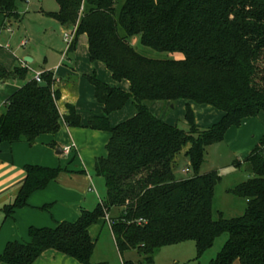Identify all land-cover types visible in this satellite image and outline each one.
<instances>
[{
	"label": "trees",
	"instance_id": "16d2710c",
	"mask_svg": "<svg viewBox=\"0 0 264 264\" xmlns=\"http://www.w3.org/2000/svg\"><path fill=\"white\" fill-rule=\"evenodd\" d=\"M19 0H0V14L10 23L22 19ZM51 13L73 28L67 53L87 35L92 62H102L117 82L110 85L96 74L88 75L95 97L105 114L87 122L74 104L62 114L61 92L52 71L42 81L28 80L30 68L7 69L0 78L25 83L6 100L0 115V140L33 144L44 134H56L61 121L71 127L108 131L107 156L95 159V171L105 180L106 193L94 209H82L75 221H56L54 227L31 226L28 241L13 240L0 254V264H33L54 249L81 264L93 261L96 241L90 227L101 219L110 222L123 264H155L163 247L194 241L198 264L222 234V249L210 264H264V137L245 160L252 174L229 189L247 201L242 215L218 218L213 213L218 171L200 173L207 147L225 139L233 126L264 113V0H56ZM140 36L143 45L179 53L175 58H153L130 43ZM133 99L136 113L117 124L110 115ZM186 101L189 129H180L157 117L148 107L153 100ZM211 105L223 112L208 127L196 120L193 104ZM184 151L193 174L179 178V155ZM235 166L241 161L235 160ZM178 168V169H177ZM27 176L7 216L28 205L32 193L46 188L67 166L26 165ZM84 172L83 170H79ZM53 203L41 209L50 210ZM119 214H112L113 210ZM142 220V221H139ZM135 251L137 260L125 258Z\"/></svg>",
	"mask_w": 264,
	"mask_h": 264
},
{
	"label": "rangeland",
	"instance_id": "374dc122",
	"mask_svg": "<svg viewBox=\"0 0 264 264\" xmlns=\"http://www.w3.org/2000/svg\"><path fill=\"white\" fill-rule=\"evenodd\" d=\"M122 3L121 0L118 3V7H121ZM17 7L22 19L19 21L13 20L11 30L2 31L0 45L4 49L2 48L0 57L7 60L10 59V55L18 56L20 59L30 56L34 61L31 64L32 69L30 70V74L41 71H52L60 78L66 80L69 78L68 63L72 61L75 70L71 72V77L77 79L75 87L80 99L78 111L82 114L83 119L84 117L86 119L89 111L100 110L101 106L94 99H92V104L90 105V99L92 95L94 97V93L92 86L84 74L90 75L95 72L94 74L100 80L110 85H114L115 80L112 79L110 71L106 66L102 64L93 65L88 53L86 35L82 34L80 36L77 50L74 53L66 55L69 46L66 34L71 35L73 28H68L51 15V13L59 9L56 0H19ZM129 40L141 53L149 57L175 58L181 56L179 53L158 51L147 47L141 43L140 36H133ZM7 45L10 46L9 50L6 48L8 47ZM126 82L124 81L119 86L129 91L130 87ZM6 86H10V84H6ZM147 104L150 110L162 120L175 124L180 129L186 131L189 129L185 118L186 101L184 99L175 101L153 100L147 102ZM2 107H4V103L1 104L0 109ZM135 109V103L133 99H130L120 111V114H122L121 119L132 117ZM201 111H203V107H199L198 111L202 124L201 127L211 126L222 118H219L221 111L215 109L218 117L214 122H210V119H206V116L202 115ZM212 119H215V117ZM251 124L253 131L251 130L249 133L244 132L243 139L236 140V135L233 138L226 135L223 141L215 142L207 147L205 161L200 168V172L218 171L222 176V181L216 186L213 197V213L215 218H218L220 213L225 217L242 215L247 207L246 199L232 194L229 192V189L247 180L252 175L247 168L245 160L251 148L253 149L254 145L264 137V113H261L257 119H251ZM77 130H79V135L76 138V144L74 143L69 152H65L64 165L71 167L79 165L84 173L86 171V173L92 175L95 185L92 194L96 198L99 194V197L102 198L106 193V185L104 178L97 175L95 171L96 155L94 154V148L98 147V149L103 148L105 150L106 141L104 136L107 137V133L102 132L99 138H86L82 132L89 131L88 129L77 128ZM246 142L248 145L244 144ZM235 160H240L241 165L235 166ZM186 167H190V164L188 157L185 156L183 151L179 155V169L177 168L179 178L188 177L193 174V171L190 169L187 171ZM119 212L120 210L117 209L110 215L119 214ZM97 231L95 239L97 243L93 255L94 261L106 262L107 264H123L109 222L102 223L101 229H96ZM227 238L228 235L226 233L219 236L215 240L214 245L203 254L198 264H210L211 259L222 249ZM196 256L197 249L195 242L190 240L161 248L155 255V264H194V262H187L193 260ZM125 257L128 258L127 252L125 253ZM178 257L181 259L179 263L176 262Z\"/></svg>",
	"mask_w": 264,
	"mask_h": 264
},
{
	"label": "crops",
	"instance_id": "0c3cea01",
	"mask_svg": "<svg viewBox=\"0 0 264 264\" xmlns=\"http://www.w3.org/2000/svg\"><path fill=\"white\" fill-rule=\"evenodd\" d=\"M5 22L10 23V21L6 19L4 14H0V35L3 30H8V31L11 30V25L13 22L10 25H5ZM87 44H88V38H87ZM2 48L4 49V47L0 45V53L2 52ZM6 48H8L7 50H9L10 46ZM88 53H89V49H88ZM68 54L69 53H66V55ZM28 57L31 58L30 56H26L24 59H20L18 56L10 55V59L5 60L0 57V64L6 67L7 69H13L15 66H28L31 70L32 69L31 64L34 61L33 59L31 62L27 61L26 58ZM92 63L94 66L97 64H102L105 66V64L102 62H92ZM73 64L74 63L72 61L68 63L69 78L67 80L60 78L54 72L56 79L55 87L59 89L61 92V97L58 101V105L62 114H64L67 111L66 105L68 103L74 104L76 108H78L80 102L75 87L77 79L71 77V72L75 70ZM94 73L95 72H93L90 75H93ZM35 74L36 73L30 74L29 72L27 79L30 80L34 78ZM84 75L86 76L87 81L90 83V81L88 80L89 74L88 75L84 74ZM110 75L113 79L111 72ZM124 81L122 82L115 81L114 85L115 86L122 85ZM24 83L25 81L23 80H18V79L6 80L0 78V106L3 103L5 106L6 100L9 98V96L12 93H14L16 90H18L20 87H22ZM126 83L130 87V83L128 81ZM6 84H10V86H6ZM90 85L92 86L94 93V97L93 95L92 96L90 95L91 96L90 105L92 104V99H94L96 103H98L101 106V109L89 111L86 115L87 116L86 119L85 117L83 119V122L85 123L91 116H95V115L102 116L105 114L103 106L97 101L95 97L93 85L91 83ZM199 107H203V111H201V114L205 115L206 119H210V122L212 121L214 122L218 117V114L215 112V109L217 108H215L214 106L194 103L193 108L196 113V120L200 126L202 124L198 113ZM3 109L4 107L0 109V114L3 112ZM120 111L121 109L113 112L110 115V121L113 125L125 120L126 117L121 119L122 114H120ZM135 113H136V109H135ZM260 115L261 114H259L257 117H259ZM213 116L215 117V119H212L214 118ZM222 116H223V112L221 111L219 118H221ZM257 117L248 118L245 121H243V123L240 126L231 127L226 133V135L232 138L233 136L236 135L237 136V138H235L236 140L243 139L244 132L249 133L251 130L253 131L251 119L254 118L257 119ZM77 128H84L90 131V132L89 131L82 132L86 136V138H99L100 135H102V132L107 133V137L104 136V139L106 141L105 150L103 148L98 149V147L94 148V154L96 155L95 159L96 157L99 156H107L106 145L110 139V133L108 131L95 130L83 126L71 127L67 125L64 120L61 121V127L58 133L44 134L40 136L33 144H30L27 141L11 143L9 141L0 140V254L3 253L6 244L9 241H13V240L28 241L30 239L29 228L31 226L54 227L56 225V221H75L80 216L82 209H94L99 203L101 199V197H99V194L97 198L92 194V192L95 189L94 178L92 177V175L86 173V171L85 173L80 172L79 170L82 169L80 168L79 165H74L73 167L67 166L68 170L62 171L59 174V176L55 180L51 181L46 188L32 193L31 196L29 197L28 205L16 209L15 212H13L10 216H7L5 212V207L14 202L23 183L26 180V176H27L25 170L26 165L32 164V165H40L47 167L65 166L64 148L68 145L73 146L74 143L76 144V138L79 135L78 132L79 130H77ZM234 129L236 130L234 131ZM244 144L248 145L247 142ZM48 203H53V206L49 211L40 208L44 204H48ZM106 221L108 220L103 218L90 227V234L93 240L96 239L98 233V231L96 232V229L97 230L101 229L102 223H105ZM109 226L111 229L110 222H109ZM127 254H128V258L125 257L126 259H131V260L138 259V255L136 254L135 251L127 252ZM93 261H94V257H93ZM180 261L181 259L178 257L176 259V262L179 263ZM122 262H123V258H122ZM2 264H7V263H2ZM33 264H81V263L77 259L68 256L62 252L56 251L54 249H49L45 251ZM233 264H240L239 259L235 260Z\"/></svg>",
	"mask_w": 264,
	"mask_h": 264
},
{
	"label": "built area",
	"instance_id": "2783aa9c",
	"mask_svg": "<svg viewBox=\"0 0 264 264\" xmlns=\"http://www.w3.org/2000/svg\"><path fill=\"white\" fill-rule=\"evenodd\" d=\"M66 39L68 41V43H70L71 39H72V34H66ZM35 79L38 81V82H41L42 81V72H36L35 74ZM72 145H68L64 148V152H69L71 149H72ZM139 221H142V220H139Z\"/></svg>",
	"mask_w": 264,
	"mask_h": 264
},
{
	"label": "water",
	"instance_id": "95a60500",
	"mask_svg": "<svg viewBox=\"0 0 264 264\" xmlns=\"http://www.w3.org/2000/svg\"><path fill=\"white\" fill-rule=\"evenodd\" d=\"M26 60L31 62V61H32V58H29V57H28V58H26ZM0 115H1V114H0Z\"/></svg>",
	"mask_w": 264,
	"mask_h": 264
}]
</instances>
